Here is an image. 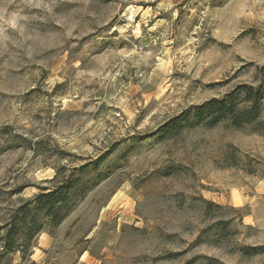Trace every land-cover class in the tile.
<instances>
[{"label": "rangeland", "instance_id": "rangeland-1", "mask_svg": "<svg viewBox=\"0 0 264 264\" xmlns=\"http://www.w3.org/2000/svg\"><path fill=\"white\" fill-rule=\"evenodd\" d=\"M263 64L264 0H0V225L98 160L0 264H264V124L163 128Z\"/></svg>", "mask_w": 264, "mask_h": 264}, {"label": "trees", "instance_id": "trees-1", "mask_svg": "<svg viewBox=\"0 0 264 264\" xmlns=\"http://www.w3.org/2000/svg\"><path fill=\"white\" fill-rule=\"evenodd\" d=\"M256 74V82L239 84L222 96L195 105L190 113L183 112L163 128L166 132H178L184 126H214L226 119L235 127L264 124V64L256 67ZM94 164L98 160L59 168L52 179L56 181L53 186L42 187L15 207L7 222L0 225V230L5 229L0 257L19 252L23 261L28 260L37 236L59 226L83 198L88 188L84 175ZM244 250L245 254H254L252 247Z\"/></svg>", "mask_w": 264, "mask_h": 264}]
</instances>
